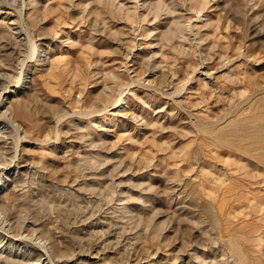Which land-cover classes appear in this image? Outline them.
<instances>
[{"label":"rangeland","instance_id":"rangeland-1","mask_svg":"<svg viewBox=\"0 0 264 264\" xmlns=\"http://www.w3.org/2000/svg\"><path fill=\"white\" fill-rule=\"evenodd\" d=\"M1 1L0 264H264V0Z\"/></svg>","mask_w":264,"mask_h":264},{"label":"bare ground","instance_id":"bare-ground-1","mask_svg":"<svg viewBox=\"0 0 264 264\" xmlns=\"http://www.w3.org/2000/svg\"><path fill=\"white\" fill-rule=\"evenodd\" d=\"M0 15L2 16V20L5 19H11L10 23L17 25V21L13 18V13L11 10L7 9V7L2 3V1L0 0ZM16 16V15H15ZM13 18V20H12ZM7 21V20H6ZM16 28V27H15ZM19 33V32H17ZM43 59V58H42ZM44 63V62H43ZM7 77L5 76V74L0 70V84L5 81ZM8 79V78H7ZM10 79V77H9ZM7 83V80H6ZM15 90H9L8 92H6L4 95L7 96L9 100H11L14 96H15ZM17 94V93H16ZM5 99V98H4ZM4 101V100H3ZM9 116V112L8 109L5 107L4 103L0 104V117L6 118ZM2 132V131H1ZM90 256V255H89ZM100 257V256H99ZM90 259H95L97 258L95 254H93L92 256L89 257ZM88 261V260H87ZM89 262H93V261H89ZM98 263V262H97Z\"/></svg>","mask_w":264,"mask_h":264}]
</instances>
